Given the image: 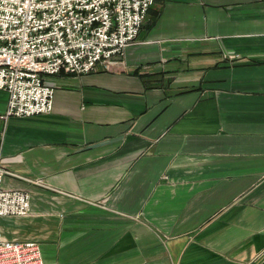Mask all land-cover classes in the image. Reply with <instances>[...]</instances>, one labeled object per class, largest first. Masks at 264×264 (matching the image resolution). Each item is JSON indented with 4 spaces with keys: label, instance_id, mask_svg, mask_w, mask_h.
<instances>
[{
    "label": "crops",
    "instance_id": "1",
    "mask_svg": "<svg viewBox=\"0 0 264 264\" xmlns=\"http://www.w3.org/2000/svg\"><path fill=\"white\" fill-rule=\"evenodd\" d=\"M108 69L0 119V220L44 264H264V0H153ZM8 94L0 91V117Z\"/></svg>",
    "mask_w": 264,
    "mask_h": 264
},
{
    "label": "built area",
    "instance_id": "2",
    "mask_svg": "<svg viewBox=\"0 0 264 264\" xmlns=\"http://www.w3.org/2000/svg\"><path fill=\"white\" fill-rule=\"evenodd\" d=\"M153 0H0V91L8 94L2 120L52 112L46 78L108 69L136 43ZM0 220L30 212V194L3 187ZM0 264H44L35 242L9 241L0 232Z\"/></svg>",
    "mask_w": 264,
    "mask_h": 264
}]
</instances>
